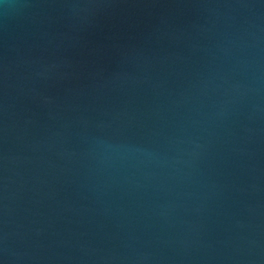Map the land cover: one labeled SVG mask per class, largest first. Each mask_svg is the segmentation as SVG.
Instances as JSON below:
<instances>
[{"label": "water", "instance_id": "95a60500", "mask_svg": "<svg viewBox=\"0 0 264 264\" xmlns=\"http://www.w3.org/2000/svg\"><path fill=\"white\" fill-rule=\"evenodd\" d=\"M0 264H264V0H0Z\"/></svg>", "mask_w": 264, "mask_h": 264}]
</instances>
